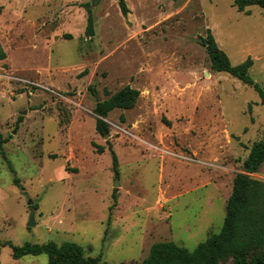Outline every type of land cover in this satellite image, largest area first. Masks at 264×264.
<instances>
[{"label":"rangeland","instance_id":"1","mask_svg":"<svg viewBox=\"0 0 264 264\" xmlns=\"http://www.w3.org/2000/svg\"><path fill=\"white\" fill-rule=\"evenodd\" d=\"M124 1L126 15L118 0H0V241H73L86 256L140 264L156 241L192 251L220 230L233 178L264 138V106L211 69L200 40L209 29L231 64L249 56L264 91V9ZM126 85L139 95L108 112L103 136L95 103ZM250 176L264 181V162ZM47 259L0 247V264Z\"/></svg>","mask_w":264,"mask_h":264},{"label":"trees","instance_id":"2","mask_svg":"<svg viewBox=\"0 0 264 264\" xmlns=\"http://www.w3.org/2000/svg\"><path fill=\"white\" fill-rule=\"evenodd\" d=\"M123 15L128 8L124 0H118ZM258 5L264 9V0H234L233 5L238 11H243L248 5ZM85 34H93V17L87 8ZM200 43L205 47L210 59L211 69L224 71L252 86L264 106V91L248 74L252 59L248 56L242 62L231 64L227 54L218 46L213 34L207 29L206 36ZM5 58V52L0 45V60ZM139 91L128 85L122 87L109 97L95 103L93 112L95 130L105 135L109 125L104 120L113 108L133 107ZM19 119L21 116L18 117ZM0 138V144L4 142ZM108 143V139H106ZM107 149L112 155V167L117 171V158L111 145ZM103 145H97V151L102 152ZM264 162V138L253 142L249 152L242 162V171L235 174L232 181L231 193L226 201L223 223L218 232L209 234L203 241L190 251L173 241H156L140 264H220L231 258L229 264H264V181L253 178ZM8 245L11 255L19 258L23 255H47V264H112L100 257L86 256L84 249L73 241H63L57 244L53 241L46 243L23 242L15 245L10 241H0V247Z\"/></svg>","mask_w":264,"mask_h":264},{"label":"water","instance_id":"3","mask_svg":"<svg viewBox=\"0 0 264 264\" xmlns=\"http://www.w3.org/2000/svg\"><path fill=\"white\" fill-rule=\"evenodd\" d=\"M91 1H92V4H96L97 2H99V0H91ZM105 136H107V134H105ZM116 184H117V182H116ZM33 224H34V218H33V215L31 214L30 218H29V221L27 222V225L30 226V225H33Z\"/></svg>","mask_w":264,"mask_h":264},{"label":"crops","instance_id":"4","mask_svg":"<svg viewBox=\"0 0 264 264\" xmlns=\"http://www.w3.org/2000/svg\"><path fill=\"white\" fill-rule=\"evenodd\" d=\"M178 245H180V244H178ZM180 246H182V245H180ZM184 247V246H183Z\"/></svg>","mask_w":264,"mask_h":264}]
</instances>
